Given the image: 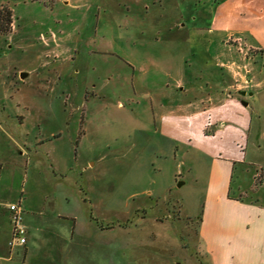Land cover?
<instances>
[{"label":"rangeland","instance_id":"rangeland-1","mask_svg":"<svg viewBox=\"0 0 264 264\" xmlns=\"http://www.w3.org/2000/svg\"><path fill=\"white\" fill-rule=\"evenodd\" d=\"M218 1L0 0L13 19L0 32V264H204L207 142L168 134L160 115L207 105L198 85L220 78L215 63L252 55L236 40L209 59ZM248 138L236 186L264 168V116ZM12 203L25 245L10 244Z\"/></svg>","mask_w":264,"mask_h":264},{"label":"crops","instance_id":"crops-1","mask_svg":"<svg viewBox=\"0 0 264 264\" xmlns=\"http://www.w3.org/2000/svg\"><path fill=\"white\" fill-rule=\"evenodd\" d=\"M261 1L217 2L219 12L214 7L205 49L209 59L215 55L228 57L234 51L231 44L237 45L236 40H247L254 50L252 55L239 52L238 63L236 56L235 60L227 59L231 60L228 64L215 63L221 69L220 78L206 82L205 86L198 85L199 89L206 87L207 105L187 113H178L169 105L160 115L168 121V134L183 132L188 140L202 136L207 142L205 150L211 158L200 218L197 216L204 264H264V198L257 197L264 189V168L253 173L251 187L245 185L241 176L238 185H234L236 168L244 173L246 165L251 163L245 159V149L253 120L264 116V3ZM219 40L223 47L218 54L213 53L211 47L217 48ZM241 65L246 68L242 69ZM27 243L26 237L23 245Z\"/></svg>","mask_w":264,"mask_h":264},{"label":"built area","instance_id":"built-area-1","mask_svg":"<svg viewBox=\"0 0 264 264\" xmlns=\"http://www.w3.org/2000/svg\"><path fill=\"white\" fill-rule=\"evenodd\" d=\"M10 210L13 212L11 221L13 224L12 228V241L10 242L11 245L13 243L18 242L20 244H24L26 242V230L21 224V206L19 204H10Z\"/></svg>","mask_w":264,"mask_h":264},{"label":"trees","instance_id":"trees-1","mask_svg":"<svg viewBox=\"0 0 264 264\" xmlns=\"http://www.w3.org/2000/svg\"><path fill=\"white\" fill-rule=\"evenodd\" d=\"M12 21L11 10L6 6L0 8V32H8L11 29Z\"/></svg>","mask_w":264,"mask_h":264},{"label":"water","instance_id":"water-1","mask_svg":"<svg viewBox=\"0 0 264 264\" xmlns=\"http://www.w3.org/2000/svg\"><path fill=\"white\" fill-rule=\"evenodd\" d=\"M24 76H25V74H24V73H22V74H21V77H24ZM242 93H243V94H245V92H242ZM241 102H242L243 104H246V102H245V101H241ZM180 184H182V182H179V185H180Z\"/></svg>","mask_w":264,"mask_h":264}]
</instances>
